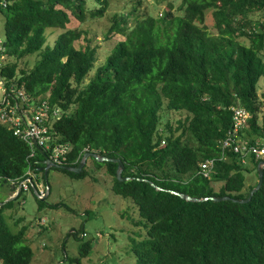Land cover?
<instances>
[{"label": "trees", "instance_id": "obj_1", "mask_svg": "<svg viewBox=\"0 0 264 264\" xmlns=\"http://www.w3.org/2000/svg\"><path fill=\"white\" fill-rule=\"evenodd\" d=\"M109 9L110 0H0L6 13L1 59H15L0 64L1 76L32 96L48 94L61 108L54 128L71 144L68 165L77 166L85 149L123 161L128 180L118 179L117 162L93 158L114 177L113 192L135 201L147 221V236L133 243L137 264H264V177L248 202L211 199L248 198L258 182L260 159L242 163L232 151L223 157L219 143L232 127L234 105L250 113L242 136L264 135L258 93L264 18L251 17L264 11V0H181L180 13L164 11L160 24L151 16L136 18L135 8L115 15L109 33L125 39L85 83L96 49L78 44L86 31L67 24L71 17L80 23L102 18ZM209 10L216 34L207 27ZM48 29L62 30L52 44ZM36 53L34 66L25 69L22 62ZM173 112L185 117L172 119ZM29 154V146L0 122V264H33L27 228L15 232L4 217L24 188L2 204L28 169L36 174L43 167L40 151L32 159ZM209 158L215 162L207 177L200 170ZM63 171L86 177L85 167L79 174ZM9 178L18 183L10 185ZM6 187L8 196L2 195ZM171 191L208 199L189 201ZM91 248L85 243L82 255Z\"/></svg>", "mask_w": 264, "mask_h": 264}, {"label": "rangeland", "instance_id": "obj_2", "mask_svg": "<svg viewBox=\"0 0 264 264\" xmlns=\"http://www.w3.org/2000/svg\"><path fill=\"white\" fill-rule=\"evenodd\" d=\"M180 4L181 0H110V9L102 18L80 23L71 17L67 27L81 28L87 34V39L79 40L78 44L90 43L96 49L95 67L85 83L92 78L116 44L125 39L121 33H109L115 15H127L135 8L136 18L151 16L160 24L158 18L161 14L171 9L178 15ZM251 17L262 19L264 11L256 12ZM5 18L6 13L0 10L2 42L5 41ZM206 21L209 32L216 34L212 10L208 11ZM61 31L47 30L50 44ZM240 41L249 44L246 37H241ZM14 60L6 56L0 60V64ZM37 60L36 53L27 57L22 65L30 69ZM258 93L261 102L259 122L264 123V76L258 83ZM183 117L185 114L180 112H173L170 116L172 119ZM85 170L84 178L73 177L55 167L47 173L40 171L34 174V185L40 194L48 193L43 206L40 207L39 196L31 185V188H24L22 195L12 200L5 210L4 217L13 231L27 228L26 242L34 252L33 264H137L133 243L147 236V221L140 217L135 201L113 192L111 185L114 177L105 167L98 168L94 159L89 158ZM246 177L248 181L250 174H246ZM221 185V182H216L215 189ZM9 192L6 187L2 195L8 196ZM9 197H5V200ZM85 243H90L92 248L84 256L81 247Z\"/></svg>", "mask_w": 264, "mask_h": 264}, {"label": "built area", "instance_id": "obj_3", "mask_svg": "<svg viewBox=\"0 0 264 264\" xmlns=\"http://www.w3.org/2000/svg\"><path fill=\"white\" fill-rule=\"evenodd\" d=\"M4 50L5 46L0 40V59L3 58L1 51ZM231 110L232 127L219 143L223 157L227 151H232L242 163H247L251 156L264 160V135L255 139L242 136L250 117L249 111L242 105L231 106ZM62 115L61 108L49 102L48 94L46 97L32 96L25 89L17 88L15 83L8 84L0 73V122L29 146V158H34L40 151L43 161L48 159L57 165H68L71 144L64 142L54 128L55 121ZM214 162L215 158L204 161L200 172L209 177ZM34 174L28 169L26 179L18 185L23 188H27L29 183L34 185ZM8 182L15 185L18 180L9 178Z\"/></svg>", "mask_w": 264, "mask_h": 264}, {"label": "water", "instance_id": "obj_4", "mask_svg": "<svg viewBox=\"0 0 264 264\" xmlns=\"http://www.w3.org/2000/svg\"><path fill=\"white\" fill-rule=\"evenodd\" d=\"M89 158H94L98 161H115L118 163V168H117V177L119 180H128L130 179V177H123L122 176V172L124 170V163L121 159L117 158V159H110L108 157L105 156H101L99 153L94 152V151H86L83 155V157L80 160V163L77 166H71V165H57L55 163H53L52 161L45 159L44 161H42L41 163L43 164V167L39 169V171H45L46 173L49 171L50 168L55 167L58 169H63V170H67V171H71L74 172L76 174H79L83 171V168L85 167L87 160ZM258 182L256 184V186L251 190L250 195L248 198L245 199H240V198H233L229 195H225V196H216V197H211L212 200L215 201H223V200H233L235 202H239V203H244V202H248L251 197L261 188L262 184H263V177H264V160H260L258 163ZM150 183L157 189L162 190L163 188L156 185L154 182L150 181ZM32 186L34 187V191L35 193L39 196V198L41 199H45L47 197L48 193H45L43 195H41L37 189L35 188V185L32 184ZM23 189L22 185H19L17 191L10 196L8 199H6L2 204L14 199L19 193L20 191ZM179 196H181L182 198L189 200V201H201V200H207V197L204 198H199V197H193L187 193H182V192H178V191H171ZM1 204V205H2Z\"/></svg>", "mask_w": 264, "mask_h": 264}]
</instances>
